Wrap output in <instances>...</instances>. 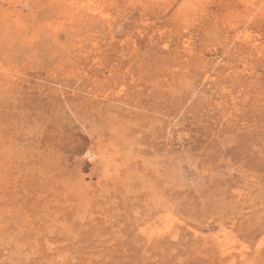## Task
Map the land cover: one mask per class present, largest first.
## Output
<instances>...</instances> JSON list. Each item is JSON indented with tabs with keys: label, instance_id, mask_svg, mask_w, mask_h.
Masks as SVG:
<instances>
[{
	"label": "rangeland",
	"instance_id": "1",
	"mask_svg": "<svg viewBox=\"0 0 264 264\" xmlns=\"http://www.w3.org/2000/svg\"><path fill=\"white\" fill-rule=\"evenodd\" d=\"M0 264H264V0H0Z\"/></svg>",
	"mask_w": 264,
	"mask_h": 264
}]
</instances>
